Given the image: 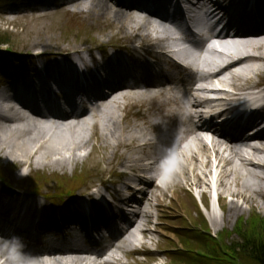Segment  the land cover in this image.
Instances as JSON below:
<instances>
[{
    "label": "bare ground",
    "instance_id": "6f19581e",
    "mask_svg": "<svg viewBox=\"0 0 264 264\" xmlns=\"http://www.w3.org/2000/svg\"><path fill=\"white\" fill-rule=\"evenodd\" d=\"M221 1L222 6L210 0L188 2L191 11H196L198 5L215 6L228 18L226 26L237 28L234 38L219 35L213 42L208 30L199 56L178 52L197 71L196 76H201L199 80L187 81V76L181 73L171 78L147 60L150 53L166 50L168 42L178 43L176 37L181 36L176 26L178 21L158 10L162 7L167 10L174 0H63V12L105 21L109 28L118 30L112 38L118 42L102 47L101 62L92 66L81 56L90 50L77 48L55 53L34 51L37 57L23 52L28 55V61H39L43 67L31 77L20 68L5 70L7 73H3L0 83L3 90L0 161L28 168L30 172L75 167L81 161L78 153L87 146L85 132L92 130L99 144L93 150L111 152L114 160L110 164L111 175L118 177L116 182L123 184L125 192L133 193L129 185L139 179L138 172L154 175L144 188L145 196L137 214L131 219L110 203L106 210L110 219L93 217L94 211L88 216L83 211L73 212V226L82 237L99 226L113 228L114 233L107 239H91L86 247H80L78 239L72 242L62 235L69 233L75 238L69 228L62 227L69 221L66 208L56 211L47 206V199L41 203L27 200L22 192L0 183V237H19L25 245L24 252L31 257L29 264H122L117 258L119 253L151 254L147 243L153 237L150 227L161 225L159 220L155 223V212L165 208L164 199L171 192H185L187 188L200 190L202 198L207 200L216 193L224 208L231 199L221 217L214 209L210 211V222L215 229L231 225L245 213V208L264 212V109L246 107L250 110L248 121L232 126L236 136L215 127H198L193 121L197 118L210 122L213 110L240 100L239 92L264 85L263 1L255 3L257 16L247 14L248 0L239 5L235 0ZM176 3L182 5L183 1ZM150 5L155 10L149 9ZM48 7L51 6H44ZM228 9L241 21L232 19ZM177 13L182 15L178 10ZM208 15L211 17L212 12ZM261 23L262 27L255 25ZM183 39L194 44L189 37ZM209 43L211 50H205ZM204 72L214 75L204 78ZM197 85L200 88L196 89ZM4 86L5 89L1 88ZM51 87L63 90L65 95L54 93ZM214 87L236 93L215 91ZM92 95L95 102L91 110L78 109L79 101ZM209 95L221 99L206 100ZM257 95V100L264 103V88ZM64 107L71 111H64ZM123 112L122 120L117 118ZM253 130L256 135L244 139V133ZM170 153L175 154L177 165L165 176L160 164ZM232 177L239 191H228L226 181ZM25 179L20 171L11 182ZM106 183L105 180L88 188H107ZM110 191L111 197L121 198L118 189ZM131 198H121V203ZM103 199L105 196L101 195L98 202ZM92 201L94 204L95 200ZM81 202L86 203V199ZM38 217L40 220L36 222ZM118 219L125 223L123 229L116 227ZM34 230L56 234V241L42 242L38 238L42 235L31 237Z\"/></svg>",
    "mask_w": 264,
    "mask_h": 264
},
{
    "label": "rangeland",
    "instance_id": "374dc122",
    "mask_svg": "<svg viewBox=\"0 0 264 264\" xmlns=\"http://www.w3.org/2000/svg\"><path fill=\"white\" fill-rule=\"evenodd\" d=\"M63 4L59 0H0V42H4V44L1 43L3 46L0 48L3 52L11 49L13 51L11 55H15L11 60L6 54L0 52V83L9 61L16 60L18 63H26L28 55L21 53L26 56H17L19 52L31 54L34 51L46 50L44 52L55 53L72 51L77 48L91 50L118 42L112 39L118 30L109 28L105 21L98 22L87 15L72 16V14H67L63 12ZM48 5L51 7L44 8ZM5 87L1 88L5 89ZM1 92H3L2 89H0ZM123 116L124 112L119 113L117 118L122 120ZM84 136L87 146L78 153L81 161L77 166L42 168V170L30 172L28 168L21 169L14 163L7 165L8 162L1 160L0 178L8 181L7 176H10L13 180L22 171L26 179L15 183L9 181L11 188L25 192V194L22 193L23 198L30 201L35 199L40 203L47 199L48 203L53 200L62 204L65 197L61 194L70 191H84L89 186H95L105 180L107 181L106 185L109 184L112 189H115L117 177H112L110 172V164L114 161L111 152L105 149L93 150L94 145L96 147L99 144L94 138L92 130H87ZM226 182L229 184V192L239 191V188H236L234 177ZM111 188L107 186V189ZM200 200H202L201 192L197 189L187 188L185 192H171L168 198L164 199L165 208L160 212H155V223L159 220L161 225L157 227L154 224L150 227L153 237L148 239L147 243L151 254L138 257L119 253L117 258L122 264H192L191 261L176 262L175 259L179 260L180 258H174L168 254L170 250L182 248L183 243L176 231L190 226V220L195 225L207 227L212 236L224 238L222 253L219 250L217 254H212L213 256L231 252L230 249L227 250V247L237 249L242 245L241 239L236 234L238 227L239 230L241 227L247 229L255 216H260L264 221V212L261 210L250 212L249 208H245V213L239 219L234 220L231 225L215 229L210 222L211 209L209 208L211 206L205 209ZM203 200L208 204L211 198L209 197V201L207 198H203ZM230 200L228 199V205ZM220 205L223 211L216 203H212V207L219 217L228 209V205L226 208L223 207L222 201ZM185 243L189 244L184 241ZM191 245L194 248L204 246L202 243ZM212 250V248L209 249L210 253ZM151 258L156 259L151 261ZM246 261H241L240 264H255L249 259Z\"/></svg>",
    "mask_w": 264,
    "mask_h": 264
},
{
    "label": "trees",
    "instance_id": "16d2710c",
    "mask_svg": "<svg viewBox=\"0 0 264 264\" xmlns=\"http://www.w3.org/2000/svg\"><path fill=\"white\" fill-rule=\"evenodd\" d=\"M1 43L4 42H0ZM198 226V225H197ZM200 229H193V227L183 228L182 230L176 231L177 236L183 243L182 248L170 251L169 254L174 258H180L176 262H188L192 264H240L241 261L247 262L249 259L255 264H264V221L261 220L260 216L252 218V223L245 229H241L236 232L238 237L242 241V245L234 249L227 247L231 252L224 255L213 256L220 250L222 253V241L223 237L214 238L207 227L204 225ZM189 243L188 245L185 243ZM202 243V248H194L191 244ZM212 248L213 250L209 251ZM208 259V260H207ZM249 263H252L250 262Z\"/></svg>",
    "mask_w": 264,
    "mask_h": 264
},
{
    "label": "clouds",
    "instance_id": "9594fccd",
    "mask_svg": "<svg viewBox=\"0 0 264 264\" xmlns=\"http://www.w3.org/2000/svg\"><path fill=\"white\" fill-rule=\"evenodd\" d=\"M177 165L174 153L163 160L160 167L167 176ZM24 243L19 237H0V264H29L31 257L24 252Z\"/></svg>",
    "mask_w": 264,
    "mask_h": 264
}]
</instances>
